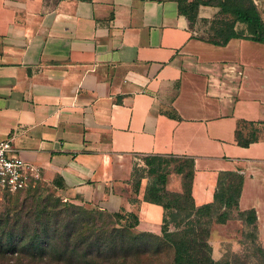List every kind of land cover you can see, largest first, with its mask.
<instances>
[{"label":"crops","instance_id":"obj_1","mask_svg":"<svg viewBox=\"0 0 264 264\" xmlns=\"http://www.w3.org/2000/svg\"><path fill=\"white\" fill-rule=\"evenodd\" d=\"M5 139L63 200L133 213V230L155 236L163 208L143 200L144 183L132 193L134 156L191 158L196 207L213 203L221 174H239L236 218L209 231L211 257L238 246L234 225L250 226L238 212L254 211L264 247V43L201 40L177 0H0ZM165 189L182 193V178Z\"/></svg>","mask_w":264,"mask_h":264},{"label":"trees","instance_id":"obj_2","mask_svg":"<svg viewBox=\"0 0 264 264\" xmlns=\"http://www.w3.org/2000/svg\"><path fill=\"white\" fill-rule=\"evenodd\" d=\"M177 1L179 12L187 18L190 27L198 18L200 6L218 8L211 20L201 18L202 21L209 23L206 30L208 36L199 37L201 40L221 46L232 38H244L264 43V23L253 0ZM237 24L241 25V27L238 28ZM248 143L249 141L239 142V144L244 146ZM180 158H183L184 161L179 162ZM143 159L147 165L148 175L152 176L151 181L145 187L143 200L163 208L161 236H155L150 233L130 234L127 230L132 231L135 228L138 223L137 217L133 213L125 212L124 216H121L117 212L112 215L116 219H126V224L121 228L111 226L108 229H102L94 245L88 236L93 230V212L91 210H82L74 204H69L67 205L68 209L79 211L76 215L82 217L79 219L80 223L73 222L67 225L68 232L63 236L57 233H55V236L52 234L53 242L48 244V242H45L46 237L51 238V231L54 233L60 227V224H57V221L50 224L52 220L47 217L48 213L44 210L36 211L31 218L30 210L25 214L27 222L29 221L36 226L28 230L26 237L29 242L23 248V251L35 252V255H37L32 258H22L20 261L15 259L14 264H37L43 258H45L46 262H43V264H127L133 253L148 251L149 248L147 246L138 247L139 245L135 244L140 238L157 240V244L154 245V251L157 252L161 251L164 246L171 247L173 249L171 264H228L221 260L215 261L211 257V247L207 241L209 224L217 208H223V211L215 218V222L221 224L228 219V211L230 209L234 208L237 210L238 197L243 181L242 176L236 173L221 174L217 181L213 203L196 207L191 198V181L194 172L191 158L173 155H149ZM170 162H177L175 172L182 175V193L168 192L165 189V179ZM228 179H232L231 182H227ZM138 186L139 182H135V187L138 188ZM18 214L12 219L11 224L6 226L9 238L14 237L15 228L18 224H21V218ZM237 214L247 225L252 226L256 230L254 225L256 217L253 210L238 212ZM41 216H45V219L42 220ZM4 223L5 221L0 222V227ZM171 227H173V230H171ZM84 230H86L87 235ZM79 231L83 235L77 234ZM25 235L23 234L22 236ZM127 238L131 239L130 242L134 246L129 242H125ZM43 244L46 247H42ZM11 251L14 252L15 250L12 248ZM259 251L264 253L262 248H259ZM45 254L49 256L48 259ZM29 259H35L36 262L32 263ZM0 264L11 263L0 261Z\"/></svg>","mask_w":264,"mask_h":264},{"label":"rangeland","instance_id":"obj_3","mask_svg":"<svg viewBox=\"0 0 264 264\" xmlns=\"http://www.w3.org/2000/svg\"><path fill=\"white\" fill-rule=\"evenodd\" d=\"M208 26L209 23L202 21V19L199 17L196 19V21H194V23H192V29L196 32V35L198 37L208 36L206 32ZM143 158V156H134L132 158L131 178L129 180L132 193L138 191L141 183L147 185L152 179V176L148 175L147 165ZM182 161H184V159L180 158L179 162ZM176 165L177 162L169 163L168 173L165 179V186L170 176H174V179L176 180L178 177L182 178V175L175 172ZM231 180L232 179H228L227 182H231ZM135 182H139L138 188L135 187ZM175 182L176 181H174V183ZM69 204L73 203L63 200L57 194L56 189L52 185L46 184L42 181L38 182L34 187H30L28 189L17 191L14 193L0 190V222L5 221L3 226L0 227V261L14 264L15 259L16 261H20L22 258H32L37 255H35V252L29 253L26 250L23 251V248L26 247L29 242V239L26 237L28 235V230H30L32 227L35 228L36 226L29 221L27 222V217L25 216V214L30 210L31 218L36 211L44 210L48 213H46L47 217L52 220L50 224H53L55 221H57V224H60V227H58L54 233L53 231H51L50 237L52 234H54L55 236V233L63 236L68 232L66 228L67 225L72 224L73 222L80 223L79 219L82 217L76 215V213H79V211L68 209L67 205ZM76 206L82 210H91L93 212V230L90 234H88V236L94 245L99 235L101 234L102 229H108L111 226L121 228L127 222L126 219L117 218V220L112 215L113 213L97 210L95 208L86 209L82 205ZM234 210L235 209L232 208L228 211V219L234 217ZM222 211L223 208H217L214 211L215 214L213 215L212 221L209 224V231H211L212 227L216 224V216ZM17 213H19L18 216L21 218V224H18L15 228L16 232L13 233L14 237L9 238L10 236L8 234L9 232L6 226L8 224H11L12 219L15 218ZM118 213L121 216H124L123 214L125 212L122 211ZM234 218H236V216ZM41 219L44 220L45 216H41ZM203 220L205 219L203 218ZM197 229H199V227H197ZM233 229H235L238 234L242 233L240 237H237L238 246L234 248L231 246V244L227 243L224 247V252L220 260L223 262H227L228 264H264V253L259 251V248H262L264 250V247H261L259 245L256 231L253 229V227L248 226V228L245 229L244 227H241L239 226V224H237L234 225ZM171 230H173V227H171ZM127 231L132 235L137 234V232H135L134 230ZM84 232L86 234V230H84ZM23 234L26 235L22 236ZM77 234L83 235L81 231H79ZM130 240L131 239L127 238L125 242H129L131 245H133ZM45 242H48V244L52 243V237H46ZM157 242V240L151 238L138 239V241L135 243L136 245H139L138 247L147 246L149 249L144 253H133V255L128 259L127 264H171L173 259V249L169 246H164L161 248V251H154V245H156ZM12 244L14 247L12 246ZM42 247H46L45 244H43ZM12 248L15 250L14 252L11 251ZM45 255L48 259L49 256H47V254ZM29 261L32 263L36 262L35 259H29ZM43 262L46 263L45 258H43V260L39 261L37 264H43Z\"/></svg>","mask_w":264,"mask_h":264},{"label":"built area","instance_id":"obj_4","mask_svg":"<svg viewBox=\"0 0 264 264\" xmlns=\"http://www.w3.org/2000/svg\"><path fill=\"white\" fill-rule=\"evenodd\" d=\"M40 180V168L17 154L10 139L0 142V190L14 193L34 187Z\"/></svg>","mask_w":264,"mask_h":264}]
</instances>
